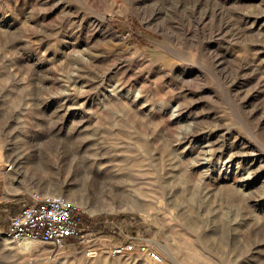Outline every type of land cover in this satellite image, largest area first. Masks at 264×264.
<instances>
[{
  "label": "rangeland",
  "instance_id": "rangeland-1",
  "mask_svg": "<svg viewBox=\"0 0 264 264\" xmlns=\"http://www.w3.org/2000/svg\"><path fill=\"white\" fill-rule=\"evenodd\" d=\"M34 190L89 239L6 237ZM0 264H264V0H0Z\"/></svg>",
  "mask_w": 264,
  "mask_h": 264
},
{
  "label": "built area",
  "instance_id": "built-area-1",
  "mask_svg": "<svg viewBox=\"0 0 264 264\" xmlns=\"http://www.w3.org/2000/svg\"><path fill=\"white\" fill-rule=\"evenodd\" d=\"M82 209L62 193H43L34 190L30 200L9 217L4 235L12 240L52 242L63 244L66 240L89 239ZM111 253L124 255L133 251L144 254L155 263L162 255L147 241L133 238L112 246Z\"/></svg>",
  "mask_w": 264,
  "mask_h": 264
},
{
  "label": "bare ground",
  "instance_id": "bare-ground-1",
  "mask_svg": "<svg viewBox=\"0 0 264 264\" xmlns=\"http://www.w3.org/2000/svg\"><path fill=\"white\" fill-rule=\"evenodd\" d=\"M178 113H179V112H175L174 114L177 115ZM179 114H180V113H179ZM205 141H207V140H205ZM203 146H205V145H203ZM203 146H202L200 149H203V150L205 151V153H206V152H207V153L209 152V154H208L209 156H207V157L205 156L203 159H205V160L210 159V160H211L212 158L214 159V157L218 155V152L216 151L217 149L215 150L213 147H212V148H211V147H210V148L208 147V148L205 149ZM199 147H200V146H199ZM217 147H218V146H217ZM218 148H219V147H218ZM199 151H200V150H199ZM219 151H220V150H219ZM202 152H203V151H202ZM202 152H201V153H202ZM220 153H221V152H220ZM200 155H202V154H200ZM201 158H202V156H201ZM218 158H222V162H221V163H222L223 165L226 164L227 166H230L231 163H233V161L235 160L236 156H235V154L233 155L232 153H230V154H228V155H227L226 157H224V158H223L222 156H219ZM205 160H204V161H205ZM218 161H219V160H218ZM209 162H210V161H209ZM238 162H239V161H238ZM238 164H239V163H238ZM237 167H238V166H237ZM222 169H223V168H222ZM237 170H238V169H237ZM234 172H235V171H234ZM235 173H236V172H235ZM235 173H234V174H235ZM233 176H234V175H233ZM235 176H236V174H235ZM247 176H249V175H247ZM233 180H234V179H233ZM235 180H236V179H235ZM52 193H60V192H52ZM85 193H86V192H85ZM66 196H67V194H66ZM67 197L69 198V200H71L72 202H74V203H75L77 206H79V207H84V208L86 207V208H89L88 205H91V204H88V202H87L88 205H86L84 202H81L82 200H81L80 198H79V199H80V202H78V201H79L78 198H77V199H78L77 202H75V200H74L73 197L71 198V197H69V195H68ZM75 199H76V197H75ZM82 199H83V198H82ZM94 205H95V204H94ZM93 207H94V206H93ZM95 207H96V205H95ZM98 207H99V206H98ZM90 208H91V207H90ZM91 209H92V208H91ZM95 209H96V208H95ZM97 209H98V208H97ZM93 211H94V209H93ZM18 242H19V243H18V246L20 247V246H25L29 241L26 240V239H22V240H19Z\"/></svg>",
  "mask_w": 264,
  "mask_h": 264
}]
</instances>
